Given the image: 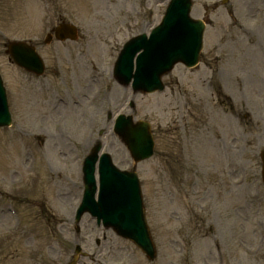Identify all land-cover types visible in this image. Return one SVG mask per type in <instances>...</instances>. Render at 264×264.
Segmentation results:
<instances>
[{
	"label": "rangeland",
	"instance_id": "rangeland-1",
	"mask_svg": "<svg viewBox=\"0 0 264 264\" xmlns=\"http://www.w3.org/2000/svg\"><path fill=\"white\" fill-rule=\"evenodd\" d=\"M216 1L193 6V15L196 10L211 20L196 69L175 66L163 77L162 93L132 96L123 90L125 114L150 122L155 141L154 155L134 164L116 136L99 137L107 124L102 101L85 114L71 105L57 107L54 93L39 91L40 84L62 76L77 93L67 76L84 65L70 62L63 46L87 45L88 60L105 65L104 50L116 56L130 37L149 33L168 0H0V74L12 115L11 126L0 128V264H65L75 242L89 253L79 264H264V14L257 19L254 1L235 0L232 11L250 31L243 36ZM60 22L78 28L77 41L45 44ZM13 40L39 50L46 63L42 77L28 76L8 60L6 45ZM117 91L110 107L116 108ZM88 121L95 127L89 138L100 140L118 168H134L140 179L154 262L111 230L96 229L87 215L80 233L74 232L77 200L68 183L78 182L80 158L88 152L81 148ZM68 143L77 147L78 159L62 158ZM27 148L35 151L32 164ZM10 203L19 207L16 225L6 212Z\"/></svg>",
	"mask_w": 264,
	"mask_h": 264
},
{
	"label": "water",
	"instance_id": "water-1",
	"mask_svg": "<svg viewBox=\"0 0 264 264\" xmlns=\"http://www.w3.org/2000/svg\"><path fill=\"white\" fill-rule=\"evenodd\" d=\"M190 0H172L167 8L162 24L152 32L149 40L145 36L132 39L121 53L117 66L121 82L133 79L135 91L152 92L160 88V76L169 72L177 62L194 64L201 48L203 25L189 18ZM64 28H66L64 26ZM74 35V28H69ZM169 39V41H168ZM136 56V70H133V58ZM8 52L14 62L37 72L42 64L33 49L22 42L8 45ZM10 123V115L5 92L0 80V126ZM116 133L124 140L133 159L138 162L152 154L153 142L148 132V124H132L127 117L116 123ZM99 147L84 164L85 186L83 202L79 214L84 211L101 219L106 227L120 236L131 239L150 259L154 257L148 228L144 217L139 182L134 172L119 171L113 166L108 155H102L98 163V194L95 200V164ZM263 181H264V151Z\"/></svg>",
	"mask_w": 264,
	"mask_h": 264
},
{
	"label": "flooded vegetation",
	"instance_id": "flooded-vegetation-1",
	"mask_svg": "<svg viewBox=\"0 0 264 264\" xmlns=\"http://www.w3.org/2000/svg\"><path fill=\"white\" fill-rule=\"evenodd\" d=\"M79 66V65H77ZM73 85H75V89H78L79 92L81 93H87L88 92V88L86 86V83H83L82 85L79 83V80L84 81L85 80V76L83 75V73H79V80L77 81L74 77V74L72 73L71 77H70Z\"/></svg>",
	"mask_w": 264,
	"mask_h": 264
}]
</instances>
